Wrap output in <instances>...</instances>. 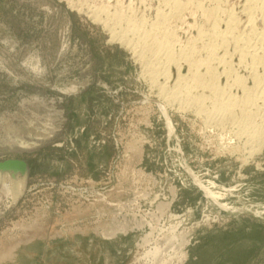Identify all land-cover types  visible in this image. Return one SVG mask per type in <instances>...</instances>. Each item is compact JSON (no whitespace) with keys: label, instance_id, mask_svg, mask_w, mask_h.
<instances>
[{"label":"rangeland","instance_id":"obj_1","mask_svg":"<svg viewBox=\"0 0 264 264\" xmlns=\"http://www.w3.org/2000/svg\"><path fill=\"white\" fill-rule=\"evenodd\" d=\"M244 1L0 0V161L28 165L16 200L0 183V264H264V146L233 149L231 124L162 100L173 81L164 97L138 55L164 35L176 57L193 49L187 83V65L220 72L199 36L243 22ZM190 94L207 111L216 96ZM169 226L188 241L160 255Z\"/></svg>","mask_w":264,"mask_h":264},{"label":"bare ground","instance_id":"obj_2","mask_svg":"<svg viewBox=\"0 0 264 264\" xmlns=\"http://www.w3.org/2000/svg\"><path fill=\"white\" fill-rule=\"evenodd\" d=\"M179 4H176V5L174 4L175 5L174 9H177V10L180 9ZM242 8H243L244 15H245V18L243 17L244 18L243 22L237 21L236 19L237 17L235 16L236 17L235 18L233 17V15H231V16H228L226 21L224 22L223 29L221 28L220 25H218L217 22L214 21V23L211 26V30L207 32V34L204 33L205 35L203 34L199 36L200 38L203 36L204 37V38L202 37L203 39H205V36H206L207 41L205 42H208V44L210 45V47H208L209 45L207 46L209 48L210 53H209V56L207 57L208 58L207 61L205 59L206 67H208L209 62L211 60L212 61L214 60L215 62H217V64H219L222 67V70L220 72H217V71L215 72L207 68V70L205 69L204 73H201V72H198L199 68L198 69L194 68L198 70L197 72H194L195 70H192V65L191 66L187 65V67L189 68H187L188 70L186 71V73L189 72L190 74L191 72V76L189 77V79H192L191 80L192 85L186 82V79H188V77L183 76L180 73V71H181L183 63L188 62L189 65L192 64L193 49L189 48V51L187 50L188 52L181 51L180 54H178V56L176 57L174 56L175 53L174 54L172 53L173 51L172 48H170V46L168 47L167 45L168 43H170L169 42L170 38L168 36L163 35V37H161L160 39L159 38L157 39L155 36H152V34H148L147 35L148 39L146 38L148 42L145 41L146 44L144 45L145 50L143 49L144 51L143 52L140 48V51H138V55L141 58L143 57L146 58L145 59L146 62L144 64L146 65L148 64V67L145 66V68H147L148 72H150L151 74L150 78L153 79L152 81L159 82L162 79L163 84L162 83L159 84L158 86L160 88L159 87L158 88L161 90V93L164 95V97L167 96L166 98L161 97L162 100L165 99L164 101H171L173 103V102H176L175 100L178 99L179 106L183 110L186 109L188 105L190 106L193 105L192 107L194 108V111H195L193 112L196 113L198 116L203 115L204 120L210 123L211 125H213V127H216V128L220 127L221 129L224 126H228V125H225L226 123L231 124L230 132L231 134L234 135V140H236V143H237L236 146H231V148L235 149L238 146H242L243 148L250 149V152H253V151H260L261 148L264 146V124L257 125L256 123H254V120L256 119V117L261 115V118H262V116H264V0H246L244 1ZM173 16H175L174 13H173ZM156 19L159 20V23H162V26H165L163 25L164 21H167L165 20V16L160 14V16H158ZM156 22L158 21L156 20ZM124 27H126V25ZM157 27L158 25H156V28ZM163 28L161 27V29ZM129 30L130 29L126 31H129ZM166 32L167 31L165 30V34ZM126 33H123V34H126ZM121 35L119 34V37L122 38L126 36L127 34L124 36H121ZM142 36L146 37V35L145 36L142 35ZM133 37L135 36L133 35ZM216 50L220 51L221 54L216 55L215 54ZM200 61H203V60H200ZM171 63H174V65L177 66L176 67L177 71L175 72L176 74L173 77L169 75V66ZM202 63H204V61ZM202 63L200 62L199 66ZM241 70H242V73H240ZM159 75H163V76L160 77ZM222 80H224V84L222 87H219L220 81ZM168 81L169 82L173 81L172 88H175V91L173 90V92H171L172 88L170 89L169 93L170 92L171 93L169 94V96L168 94L166 95L165 93H163L168 87L166 84V83H169ZM190 86L192 87L194 86L195 89L196 87H202V88H205V89L208 88L214 91V94H216L214 98L212 97V99L214 100H212L211 102L209 100L212 106L210 110L208 111L206 110L208 109V107L207 108L205 107L206 109L204 108L205 106L204 103L208 101L206 97L203 98L204 95L202 96L200 94L198 96L196 95L194 96V94L191 95L190 91H192L194 87L191 90ZM162 90L164 91L162 92ZM233 90L235 92L231 93V91ZM238 92H240V95H237ZM192 107H190L189 110ZM262 119H260V121ZM226 128L227 127H225V129ZM169 129L172 130L171 125ZM43 136H46V134H44ZM228 138H231V137H228ZM229 143L227 144L229 145ZM22 144L24 146L29 145L28 142H24V141L22 142ZM6 179H8L11 183L10 195L13 200H16L18 198V195L21 193L24 187V175L18 176L16 174H11L9 171H0V183L3 184V182ZM197 184L199 185V183ZM203 191L207 194V196L212 197V199H216L217 197L216 194H214L209 188L204 189ZM131 223L133 224V227L139 225L138 222H131ZM133 227L130 225V228H129L128 225L122 224V223H120L119 226H114V223H113L110 226V230L106 233H108L111 236H114L117 233L125 232L126 230H129ZM169 229H171V227ZM183 231L176 233V230L171 229V231L169 232L167 231V233L162 235V238H160L162 243L158 241V245L161 247L160 255L166 250H172V249L179 250L180 248L183 247L181 243L186 244V242L188 241V238L186 236V233ZM177 242L180 243L179 246Z\"/></svg>","mask_w":264,"mask_h":264},{"label":"water","instance_id":"obj_3","mask_svg":"<svg viewBox=\"0 0 264 264\" xmlns=\"http://www.w3.org/2000/svg\"><path fill=\"white\" fill-rule=\"evenodd\" d=\"M0 171H9L11 174L26 176L28 165L23 159H6L0 161Z\"/></svg>","mask_w":264,"mask_h":264}]
</instances>
